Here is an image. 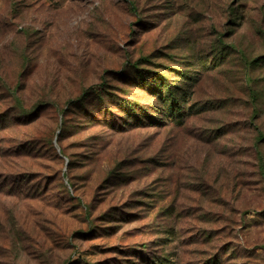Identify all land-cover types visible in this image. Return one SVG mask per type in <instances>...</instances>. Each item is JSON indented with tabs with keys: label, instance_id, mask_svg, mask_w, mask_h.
Instances as JSON below:
<instances>
[{
	"label": "rangeland",
	"instance_id": "rangeland-1",
	"mask_svg": "<svg viewBox=\"0 0 264 264\" xmlns=\"http://www.w3.org/2000/svg\"><path fill=\"white\" fill-rule=\"evenodd\" d=\"M167 258L264 264V0H0V264Z\"/></svg>",
	"mask_w": 264,
	"mask_h": 264
},
{
	"label": "trees",
	"instance_id": "trees-1",
	"mask_svg": "<svg viewBox=\"0 0 264 264\" xmlns=\"http://www.w3.org/2000/svg\"><path fill=\"white\" fill-rule=\"evenodd\" d=\"M138 66L139 64H136L134 65V68H138ZM205 66H208L206 61H202L199 64L200 69L205 68ZM195 73H198V72L195 71ZM151 82L152 84H150V89L155 91V92H152V94L155 95L156 98L158 99V102L164 106L162 108L163 110L162 113L165 116H168L169 118L183 121L185 116H187V114H185L186 113L185 110L183 109L184 103L188 100V97H189V94L187 93V91L184 92L179 97V94H178L179 88L176 87V85H173L171 82H169L168 78L164 77L163 75H161V77L155 78ZM108 94L109 93L107 92H105V94L100 93V101L104 102L105 97ZM81 102L83 101L81 100ZM126 107L128 108L131 107V109H134V107H132V105L130 104L129 105L127 104ZM149 107H152V106H149ZM148 109H152V108H148ZM143 110H144V114L147 115V117L154 118L152 114L153 110H147V107H143ZM23 111L24 110L22 109V112ZM133 111L135 113L136 110H133ZM22 115L26 116L27 114L23 113ZM87 115L92 116L91 113H88ZM133 117H136V115H134ZM154 119H157V118L155 117ZM87 120H91V119H87ZM158 264H174V263L173 261H171V259L167 258L163 261H160Z\"/></svg>",
	"mask_w": 264,
	"mask_h": 264
}]
</instances>
